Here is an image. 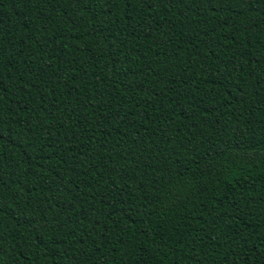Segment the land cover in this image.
<instances>
[{
	"label": "trees",
	"instance_id": "obj_1",
	"mask_svg": "<svg viewBox=\"0 0 264 264\" xmlns=\"http://www.w3.org/2000/svg\"><path fill=\"white\" fill-rule=\"evenodd\" d=\"M0 264H264V0H0Z\"/></svg>",
	"mask_w": 264,
	"mask_h": 264
},
{
	"label": "snow or ice",
	"instance_id": "obj_2",
	"mask_svg": "<svg viewBox=\"0 0 264 264\" xmlns=\"http://www.w3.org/2000/svg\"><path fill=\"white\" fill-rule=\"evenodd\" d=\"M224 3L227 4L228 3V0H224Z\"/></svg>",
	"mask_w": 264,
	"mask_h": 264
}]
</instances>
